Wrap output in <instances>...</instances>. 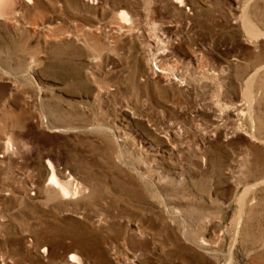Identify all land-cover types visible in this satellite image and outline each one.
<instances>
[{
  "label": "rangeland",
  "instance_id": "rangeland-1",
  "mask_svg": "<svg viewBox=\"0 0 264 264\" xmlns=\"http://www.w3.org/2000/svg\"><path fill=\"white\" fill-rule=\"evenodd\" d=\"M10 1L0 264H264V68L244 96L264 35L240 16L263 33L264 0ZM151 40L183 85L159 77ZM46 159L88 194L47 203Z\"/></svg>",
  "mask_w": 264,
  "mask_h": 264
},
{
  "label": "bare ground",
  "instance_id": "bare-ground-1",
  "mask_svg": "<svg viewBox=\"0 0 264 264\" xmlns=\"http://www.w3.org/2000/svg\"><path fill=\"white\" fill-rule=\"evenodd\" d=\"M173 1L179 3V6H181V7L182 6L185 7L183 4V0H173ZM9 3H11V5ZM9 6L11 8H13L14 7L13 2H11L10 0H0V14L4 11L5 7H9ZM185 9L187 10L189 8L185 7ZM245 15H240V16L242 17L243 24L245 26L246 31L255 37H258L260 35L263 36L264 32L263 33L259 32V30L247 19V17ZM116 16H117V21H116V24L114 25V27L117 28L119 31H125V32L131 31V29L134 27V23H132L131 17L128 15V13L125 10H119L117 12ZM125 20L128 21V23H127L128 25H126V26L122 25V22H124ZM151 41H152V46L155 50L153 60L155 61V65L159 69V71H157L155 69L154 70L158 72L159 77L165 81L171 79L177 85H183L185 82V78L181 76V72L178 70V68H180L178 66V62L174 59H169L168 56L164 52L158 51L157 42H155L153 40H151ZM164 61H169V62H164ZM263 68H264V63L257 65L256 68L253 69V72L250 73L248 75V77L244 80V85H245V93H244L245 95L244 96L246 97V101H248L250 104H251L252 99H253L252 98V90H251L252 80H253L254 76L257 74V72ZM250 115H252V113ZM9 139H11L10 135H7L0 142V145L2 148L7 149L6 145L9 141ZM2 148H1V150H3ZM43 170H44L43 172L45 174V179L42 182V185H43V187H45L47 189L51 188L53 190L52 195H50L48 193V191H46L47 195H46L45 201L47 203H49V202L52 203L56 199V201L52 203L54 206L57 205V200H59L64 204V206L66 207L65 209H68L67 204H70L69 200L74 199V198H81L83 195L88 194L89 190H88V187L86 185L82 184L80 181H78L76 178H74L67 171L61 172V171L56 170L55 166L53 165V163L51 161H49L47 159L44 161ZM162 178L156 177L157 184L161 183L162 180H160V179H162ZM262 182H264V180H262ZM250 187H252V186H250ZM247 189H249V187L245 186L244 192L247 191ZM79 201L80 202H78L76 204V209H82L83 206L85 205L84 204L85 202L83 200H79ZM42 250H44V252H45V247ZM68 258L72 259L74 261L76 260V261L81 262V258L75 254H70L68 256ZM103 259H104L103 260L104 264H110L105 258H103Z\"/></svg>",
  "mask_w": 264,
  "mask_h": 264
},
{
  "label": "clouds",
  "instance_id": "clouds-1",
  "mask_svg": "<svg viewBox=\"0 0 264 264\" xmlns=\"http://www.w3.org/2000/svg\"><path fill=\"white\" fill-rule=\"evenodd\" d=\"M21 146L25 151H30V145H28L27 142H23ZM6 148L9 154L15 155L17 148L16 145L11 141V139H9Z\"/></svg>",
  "mask_w": 264,
  "mask_h": 264
}]
</instances>
